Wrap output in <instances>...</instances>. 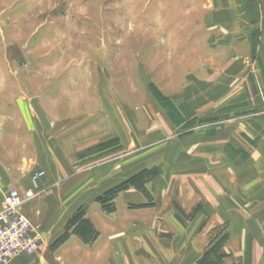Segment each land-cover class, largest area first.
<instances>
[{"label":"crops","instance_id":"obj_1","mask_svg":"<svg viewBox=\"0 0 264 264\" xmlns=\"http://www.w3.org/2000/svg\"><path fill=\"white\" fill-rule=\"evenodd\" d=\"M180 9L170 36L188 74L180 93L192 91L164 109L157 174L124 185L117 171L96 172L93 152L122 136L120 125L92 133L81 80L49 110L48 80L30 82L22 103L0 101V203L9 187L32 189L21 210L42 233L35 253L8 264H264V0ZM10 84L0 81V95ZM64 120L72 130L60 137Z\"/></svg>","mask_w":264,"mask_h":264},{"label":"rangeland","instance_id":"obj_2","mask_svg":"<svg viewBox=\"0 0 264 264\" xmlns=\"http://www.w3.org/2000/svg\"><path fill=\"white\" fill-rule=\"evenodd\" d=\"M180 3L187 0H0V81L11 83L0 101L22 103L30 82L48 80L42 108L49 110L54 98L77 90L81 80L78 90L91 101L86 116L92 133L120 125L122 136V142L119 135L108 136L93 152L102 161L96 172L117 171L126 177L124 185L157 174L169 138L164 109L190 90L180 93L188 74L180 71L174 52L179 40L170 36L179 31ZM32 90L33 95L41 88ZM80 117L75 124L82 123ZM67 123L59 125L60 137L72 130ZM150 146L155 151L148 163Z\"/></svg>","mask_w":264,"mask_h":264},{"label":"built area","instance_id":"obj_3","mask_svg":"<svg viewBox=\"0 0 264 264\" xmlns=\"http://www.w3.org/2000/svg\"><path fill=\"white\" fill-rule=\"evenodd\" d=\"M44 174L39 171L33 178ZM33 195L32 189L21 191L9 187L0 203V264H8L20 253H35L42 241V233L22 212L21 206Z\"/></svg>","mask_w":264,"mask_h":264}]
</instances>
